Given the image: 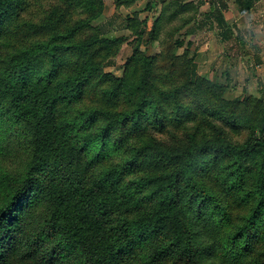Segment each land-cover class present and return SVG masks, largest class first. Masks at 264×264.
I'll use <instances>...</instances> for the list:
<instances>
[{"label":"trees","instance_id":"trees-1","mask_svg":"<svg viewBox=\"0 0 264 264\" xmlns=\"http://www.w3.org/2000/svg\"><path fill=\"white\" fill-rule=\"evenodd\" d=\"M62 1L35 22L14 20L13 0H0V31L10 22L26 39L0 68V116L22 123L33 146L25 176L0 191V264H264V114H241L242 101L197 74L186 51L167 57L181 76L170 87L158 85L155 56L138 45L121 76L104 71L121 37H76L103 0ZM170 4L173 16L193 7ZM73 6L86 16L73 20ZM220 7L208 14L217 24ZM159 19L127 24L153 38ZM182 91L211 97L209 116L246 126L247 136L232 141L206 118L189 128L196 110ZM150 126L183 130L170 142ZM41 201L48 223L32 231Z\"/></svg>","mask_w":264,"mask_h":264},{"label":"rangeland","instance_id":"rangeland-1","mask_svg":"<svg viewBox=\"0 0 264 264\" xmlns=\"http://www.w3.org/2000/svg\"><path fill=\"white\" fill-rule=\"evenodd\" d=\"M169 1L171 0H134L127 5L128 0H103L105 10L92 21L91 28L83 29L76 37L82 38L92 32L121 37L116 53L110 54L103 68L104 71L117 76L123 74L125 60L138 45L146 54L155 56V64L158 66L156 81L162 87L180 83L181 76L174 75L165 62L173 52L182 54L186 51L193 61L197 74L225 85L223 96L226 99L239 98L243 103L239 112L250 114L252 120H258L264 114V41H256L255 33L248 28L239 35L230 23L226 36L223 34V28L216 22H213L212 27L205 23L207 31L198 32L194 39H190L184 35L185 29L206 19L204 14L207 13L210 4L201 8L197 0H190L193 7L182 9L173 16L174 5H168ZM11 4L14 20L25 19L35 22L43 20L53 7L68 5L62 0H13ZM72 10L73 20L86 16L80 8L73 6ZM147 16L148 27L151 21L159 16L158 31L153 38L147 31L139 39L134 29L127 23L129 20H141ZM24 43L26 39L21 34L13 32L10 22H5L0 31V68L10 51L14 50L12 46ZM181 95L182 99L196 110V115L186 121L189 128L195 126L205 128L208 125L204 121L206 118L211 123L221 126L232 141H241L247 136L246 126L228 125L209 116L213 104L211 97L207 95L193 97L185 91H182ZM182 130L183 128L164 131L152 126L148 128V132L170 142L174 141L176 136L182 135ZM261 134L264 136V130ZM32 151V142L23 124L14 123L7 113H3L0 116V191H3L8 181H16L25 176ZM49 212V203L39 202L30 211L28 228L34 231L42 225H47ZM69 260L74 264L72 258Z\"/></svg>","mask_w":264,"mask_h":264},{"label":"crops","instance_id":"crops-1","mask_svg":"<svg viewBox=\"0 0 264 264\" xmlns=\"http://www.w3.org/2000/svg\"><path fill=\"white\" fill-rule=\"evenodd\" d=\"M245 1L246 0H197V3L200 4L201 8L210 4L209 9L206 11L207 13L205 12L207 15L204 14L206 19L196 22L194 26L189 27L188 30L190 33H187L185 36H188L190 39H194L193 37L197 35L198 32L204 33L207 31V28L204 26L205 23L209 24V27L214 25L213 22L217 23L213 17L210 19L208 14H210L212 7L218 8L223 3L220 7L223 23L218 25L223 28V34L225 33L224 35H228V26L230 23L232 28L236 30L239 35L244 33L248 28L252 33H255L256 41H264V0H252L249 9L244 8L243 4Z\"/></svg>","mask_w":264,"mask_h":264}]
</instances>
